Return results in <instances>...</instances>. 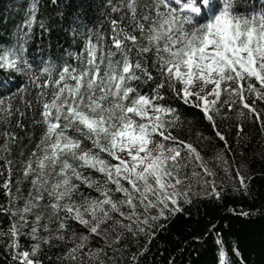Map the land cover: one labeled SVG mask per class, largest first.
Returning <instances> with one entry per match:
<instances>
[{
  "label": "snow or ice",
  "instance_id": "obj_1",
  "mask_svg": "<svg viewBox=\"0 0 264 264\" xmlns=\"http://www.w3.org/2000/svg\"><path fill=\"white\" fill-rule=\"evenodd\" d=\"M68 8L23 0L22 19L0 32V251L8 264H155L152 244L173 217L225 201L229 184L251 194L219 122L237 141L249 121L264 130V0ZM184 107L209 135L197 128L193 140ZM216 229L204 221L184 247L214 237L218 264H241Z\"/></svg>",
  "mask_w": 264,
  "mask_h": 264
},
{
  "label": "trees",
  "instance_id": "obj_2",
  "mask_svg": "<svg viewBox=\"0 0 264 264\" xmlns=\"http://www.w3.org/2000/svg\"><path fill=\"white\" fill-rule=\"evenodd\" d=\"M69 5L68 11H73L77 6L83 5L85 8H94L95 3L99 0H64ZM259 6L260 0H255ZM23 0H0V32L14 27L23 16L20 10ZM91 15V11H89ZM59 31L53 34L51 43L53 51L56 44H64L63 36L57 40L56 36ZM45 41V50H47L48 38ZM41 37L37 35V44L40 43ZM187 118L192 121L193 140H195V129L199 128L209 135L210 131L207 122L203 121L194 109L182 108ZM221 130L226 132L228 140L235 153L230 159L240 162L243 159L250 169L248 173L251 177V194L242 197L231 191L229 184L226 193V200L209 202L204 200L198 201L191 209V215H177L167 224L166 229L160 233L158 238L153 242L149 257L155 253V264H163L169 254L176 257L177 264H218L217 249L213 243L214 237L208 239L207 243H189L184 247V241L190 239L194 230L202 225L204 221L213 219L217 224V232L222 233L223 239L228 245H239L240 252L243 255L241 264H264V130L259 124H253L249 121L244 128L243 137L237 141L235 130L225 127L224 122H219ZM231 124V121L228 122ZM186 136L188 128L185 127L181 133ZM206 148L208 154L213 153L217 145H201ZM221 177L218 176V179ZM2 199V194H0ZM228 207H235L237 210L243 208L252 214L249 216H238L225 211ZM6 221L0 217V227H4ZM183 251H180V249ZM45 249L46 256H51L55 260V252ZM239 259V257L237 258ZM0 264H8L7 254L0 251ZM47 264V260H46ZM145 264H154L151 258H146Z\"/></svg>",
  "mask_w": 264,
  "mask_h": 264
},
{
  "label": "rangeland",
  "instance_id": "obj_3",
  "mask_svg": "<svg viewBox=\"0 0 264 264\" xmlns=\"http://www.w3.org/2000/svg\"><path fill=\"white\" fill-rule=\"evenodd\" d=\"M185 183H187V182H185Z\"/></svg>",
  "mask_w": 264,
  "mask_h": 264
}]
</instances>
